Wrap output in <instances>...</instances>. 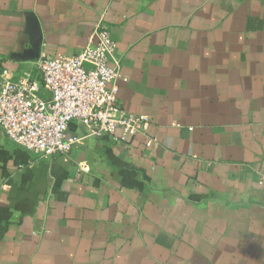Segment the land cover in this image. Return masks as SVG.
Masks as SVG:
<instances>
[{
    "label": "crops",
    "instance_id": "1",
    "mask_svg": "<svg viewBox=\"0 0 264 264\" xmlns=\"http://www.w3.org/2000/svg\"><path fill=\"white\" fill-rule=\"evenodd\" d=\"M99 22L157 143L0 134V264H264V0H0V57L35 75Z\"/></svg>",
    "mask_w": 264,
    "mask_h": 264
},
{
    "label": "built area",
    "instance_id": "2",
    "mask_svg": "<svg viewBox=\"0 0 264 264\" xmlns=\"http://www.w3.org/2000/svg\"><path fill=\"white\" fill-rule=\"evenodd\" d=\"M35 63V75L31 70L15 74L0 57V134L12 142L43 157L64 154L84 139L69 132L76 122L89 136L130 143L144 135L147 147L157 143L151 118L120 102L122 62L104 23H97L78 54L43 56ZM79 168L89 166L81 162Z\"/></svg>",
    "mask_w": 264,
    "mask_h": 264
},
{
    "label": "water",
    "instance_id": "3",
    "mask_svg": "<svg viewBox=\"0 0 264 264\" xmlns=\"http://www.w3.org/2000/svg\"><path fill=\"white\" fill-rule=\"evenodd\" d=\"M38 58H40V57H38ZM38 58H37V59H38ZM35 60H36V59H35Z\"/></svg>",
    "mask_w": 264,
    "mask_h": 264
}]
</instances>
